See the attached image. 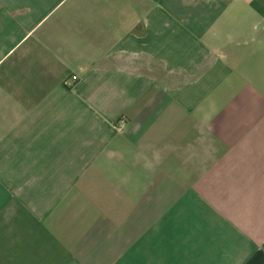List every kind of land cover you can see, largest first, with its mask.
Here are the masks:
<instances>
[{"label":"crops","instance_id":"obj_1","mask_svg":"<svg viewBox=\"0 0 264 264\" xmlns=\"http://www.w3.org/2000/svg\"><path fill=\"white\" fill-rule=\"evenodd\" d=\"M0 264H264V0H0Z\"/></svg>","mask_w":264,"mask_h":264},{"label":"built area","instance_id":"obj_2","mask_svg":"<svg viewBox=\"0 0 264 264\" xmlns=\"http://www.w3.org/2000/svg\"><path fill=\"white\" fill-rule=\"evenodd\" d=\"M70 78H71V81H75V80L77 79V76H75V75H72ZM123 122H124V120H123V119H121V120L119 121V123H120V126H122V125H123Z\"/></svg>","mask_w":264,"mask_h":264}]
</instances>
